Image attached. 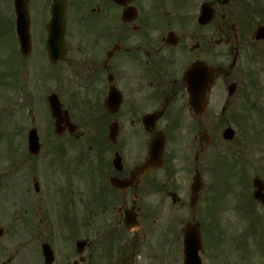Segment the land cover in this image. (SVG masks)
Instances as JSON below:
<instances>
[{"label": "flooded vegetation", "instance_id": "obj_1", "mask_svg": "<svg viewBox=\"0 0 264 264\" xmlns=\"http://www.w3.org/2000/svg\"><path fill=\"white\" fill-rule=\"evenodd\" d=\"M36 70L69 111L52 118L50 149L79 140V175L50 174L29 199L30 263L180 264L182 188L201 200L227 156L215 141L237 136L229 118L263 119L264 0H0V89L30 105Z\"/></svg>", "mask_w": 264, "mask_h": 264}, {"label": "rangeland", "instance_id": "obj_2", "mask_svg": "<svg viewBox=\"0 0 264 264\" xmlns=\"http://www.w3.org/2000/svg\"><path fill=\"white\" fill-rule=\"evenodd\" d=\"M39 72L44 73V70ZM38 75L36 70V74L31 78L37 82ZM13 89L16 92L14 87ZM44 89L43 85L40 96L45 93ZM12 93L9 86L0 89V228L4 230L0 237V264H19L20 261L22 264H31L28 251L30 234L25 230L21 219L27 217L29 199L36 195L34 182L41 183L50 174L79 175V140L67 139L61 150L50 149L54 138L50 136L47 128L51 127L52 119L48 110H43L45 103L41 99V108L47 112V122L37 114L38 109L33 111L32 116L36 121L35 127L41 131L42 148L37 156H29L22 142V129L27 125L22 123L24 114H27V98H24L23 94ZM10 98L11 101H5ZM33 98V102L37 103L36 96ZM3 103L5 108L2 107ZM66 106L79 117V100L74 102L66 96ZM229 120L228 124L238 127L234 142L227 144L222 138H218L212 151L217 148L221 154L227 151L224 159L235 160L236 166L230 163L231 167L224 169L225 176L219 170L217 173H208L206 189L195 208L190 207L184 183L182 201L176 209L179 219V246L181 250L182 229L188 222L193 221L195 214V221L202 224V229L206 230L208 236H211L210 239L214 238L217 244L214 249L218 252L214 255L204 236V246L207 244L203 253L205 264H264V248L261 246V243L264 244V206L253 196L254 179L264 180V115L263 119H256L255 115L250 113L238 122L231 118ZM257 126L262 129L258 131ZM20 142L22 156L16 151ZM50 150L52 155H49ZM55 153L58 157L53 159ZM236 153H239L238 158H235ZM17 159L20 161H16ZM47 160H54L52 172L47 167ZM240 174L243 179H240ZM16 214L20 215L18 223ZM179 261L182 264L180 257Z\"/></svg>", "mask_w": 264, "mask_h": 264}, {"label": "water", "instance_id": "obj_3", "mask_svg": "<svg viewBox=\"0 0 264 264\" xmlns=\"http://www.w3.org/2000/svg\"><path fill=\"white\" fill-rule=\"evenodd\" d=\"M38 144L33 146V151L38 150ZM185 264H202L199 256V250L201 249V235L199 231V225H189L185 230Z\"/></svg>", "mask_w": 264, "mask_h": 264}]
</instances>
